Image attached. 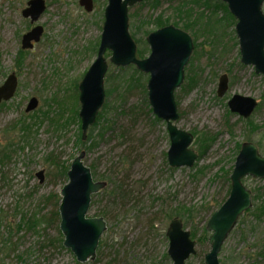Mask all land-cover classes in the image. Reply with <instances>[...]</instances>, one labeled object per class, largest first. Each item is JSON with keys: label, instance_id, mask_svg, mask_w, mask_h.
Masks as SVG:
<instances>
[{"label": "rangeland", "instance_id": "1", "mask_svg": "<svg viewBox=\"0 0 264 264\" xmlns=\"http://www.w3.org/2000/svg\"><path fill=\"white\" fill-rule=\"evenodd\" d=\"M29 1L0 0V86L12 73L19 78L15 96L0 105V264H174L167 230L176 218L197 232L196 254L185 264H205L211 246L198 238L227 197L237 146L252 142L264 156V75L241 62L235 17L229 11L234 21L224 19L220 8L214 13L213 6L191 4L196 18L204 13L202 23L212 21L197 31V43L195 29L186 31L194 51L175 93L180 118L174 124L193 135L191 148L198 158L193 167L172 168L167 123L155 116L148 100L149 74L134 65H113L110 51L105 54V102L81 140L79 84L96 60L108 1L93 0L87 12L79 0H46L35 23L22 15ZM160 1L158 8L152 0L129 8V30L137 56L143 52L140 59L150 55L147 36L158 30L155 20L163 15L174 25V8L182 0ZM36 26L44 29L40 42L23 50V35ZM223 74L229 89L219 97ZM234 95L258 102L249 118L230 111ZM33 97L39 106L27 112ZM202 138L206 147L200 157L197 141ZM83 151L94 180L107 183L92 197L87 215L104 218L107 230L95 260L85 263L64 247L59 215L60 192L69 181L65 168ZM41 171L43 183L37 177ZM243 182L253 204L225 240L221 264H264V213L257 217L264 205V178Z\"/></svg>", "mask_w": 264, "mask_h": 264}, {"label": "water", "instance_id": "2", "mask_svg": "<svg viewBox=\"0 0 264 264\" xmlns=\"http://www.w3.org/2000/svg\"><path fill=\"white\" fill-rule=\"evenodd\" d=\"M105 21L97 57L79 84V102L81 131L86 140L88 131L96 122L103 107L106 92L104 80L109 64L105 58L107 51L112 53L110 62L118 67L134 65L149 74L147 92L149 104L155 116L167 123L171 139L168 162L172 168L193 167L198 154L191 148L194 137L180 130L174 123L180 118L175 98L176 91L185 81V68L194 51L192 36L174 25L160 28L147 36L150 55L145 59L137 56V44L129 30V8L144 0H107ZM227 4L230 13L237 20L235 31L239 40L241 62L252 65L257 75H264V0H216ZM87 12L94 7L93 0H79ZM46 10V0H30L22 12L25 18L35 23ZM44 33L41 26L34 27L23 35V50L33 49L40 42ZM19 86L15 73L7 77L0 86V105L12 100ZM229 89V78L223 74L219 79L217 95L223 97ZM258 102L250 97L234 95L228 106L232 113L244 119L249 118ZM39 100L33 97L26 108L34 111ZM86 153L81 152L72 162L68 171V183L60 192L59 206L60 231L63 234L65 248L69 249L78 262L95 260L102 234L107 230L104 218L87 217L92 197L102 192L107 183L96 181L91 169L85 165ZM40 183L45 180L44 172L37 173ZM247 177L264 178V156L258 146L245 142L236 158L230 176L231 191L227 200L210 217L206 229L210 251L205 255V264H221L219 253L235 228L238 220L253 204V193L243 180ZM170 240L168 254L174 264H185L191 255L196 254V241L191 232L184 228L182 219H174L168 230Z\"/></svg>", "mask_w": 264, "mask_h": 264}, {"label": "trees", "instance_id": "3", "mask_svg": "<svg viewBox=\"0 0 264 264\" xmlns=\"http://www.w3.org/2000/svg\"><path fill=\"white\" fill-rule=\"evenodd\" d=\"M172 2H174L175 0H171ZM191 4L196 5L198 7H207V8H211L210 6H213L214 8V13H216V10L218 8L222 9L225 13V16H224V19H231L232 21H234V17L229 13V9H228V6L227 4L225 3H219V2H213L212 0H191V1H187V0H182L179 4H177L174 8V17L176 19V22H173V24L176 26H181L183 28L184 31H193L194 29V35L196 36V33L197 31H200V30H205V27L206 26H210L211 24V21H212V18L209 17L207 21H205V23H202L203 20L205 19L204 18V13L202 12L198 18H196L194 16L195 12H194V9L191 7ZM152 5L154 8H158L160 5H161V1L160 0H152ZM197 14V13H196ZM170 18H164L163 15L159 16L158 19L155 20V23L157 24V28L160 29V28H163V27H166L168 25H171L170 24ZM219 21H223L222 19H219ZM144 24V22L141 24V26L139 28H137L138 30H142V25ZM195 41L197 43V36L195 38ZM198 44L196 45V50L198 49L197 48ZM138 56L139 57H143V52L140 51L138 52ZM194 82V76L192 75L191 78H189V84L192 85V83ZM110 93V92H108ZM3 104V103H2ZM76 118L78 117V112H76ZM102 118V115L99 116V120ZM250 124H253V123H250ZM93 129V128H92ZM251 129H258V126H251ZM93 133V131H92ZM206 135V134H205ZM81 140H83V136H81ZM208 140V139H207ZM203 138L200 140V141H197V144H199L200 146V157L202 156L203 154V149L206 147L205 145H203ZM205 143V142H204ZM238 150H237V154H239V151L241 149L240 145L237 146ZM71 168V166H70ZM70 168H65V174L68 173V171L70 170ZM234 169V168H233ZM229 174V173H228ZM230 191H231V187L228 191V194H227V197L224 199V201L222 203H220L218 205V208L217 210L222 206V204L227 200V198L229 197L230 195ZM259 197V194L256 195L255 199H258ZM216 211V210H215ZM213 211L210 215V217L212 216V214L215 212ZM257 211H258V214H257V217H260L263 213H264V205L263 206H260L257 208ZM181 214H178V216H180ZM58 216V215H57ZM191 236H192V239H195L196 236H197V232H192L191 233ZM209 232L207 231L206 229V226L204 227L203 229V232H202V235H201V238H198V241L199 242H202L204 241L205 243H207V241H209Z\"/></svg>", "mask_w": 264, "mask_h": 264}]
</instances>
